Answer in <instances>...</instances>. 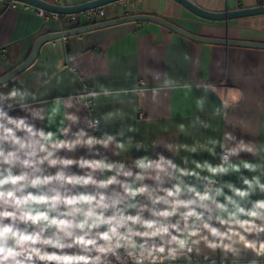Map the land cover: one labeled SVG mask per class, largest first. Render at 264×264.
Returning <instances> with one entry per match:
<instances>
[{
    "label": "crops",
    "instance_id": "1",
    "mask_svg": "<svg viewBox=\"0 0 264 264\" xmlns=\"http://www.w3.org/2000/svg\"><path fill=\"white\" fill-rule=\"evenodd\" d=\"M85 1L88 0H64V4ZM193 1L212 11L259 4V0ZM9 5L8 0H0V77L25 61L39 36L76 25H69L63 17L44 18L22 3ZM105 7L107 19L154 14L198 35L264 42V14L260 13L212 20L194 14L176 0H127V5L115 1ZM86 24L83 19L80 25ZM203 84H211L212 88L205 91L198 87ZM12 87L26 89L36 98L29 96L22 102L29 105L27 111L21 110L19 104L0 101V107L8 109L11 116L42 111L45 119L31 122L54 133L68 128L63 139H73L80 130L97 139L114 137L108 148L95 145L90 151L78 146L71 153L61 150V156L107 157L128 164L140 156L156 158L157 153H162L177 164L183 157L216 164L222 154L218 145L215 156L207 151L189 153L183 148L176 153L164 145L170 144L174 150L177 145L198 146L210 139H222L225 133L235 137L225 140L226 147H234L242 139L254 148H264V48L198 41L154 21L122 22L71 35L63 41L46 42L31 66L0 84L2 91ZM89 90L95 92L91 111L84 104V96L77 98ZM198 99L203 101L200 107ZM224 101L228 102L227 108L223 107ZM57 107L59 111L54 113ZM66 114L78 120L73 123L65 118ZM93 119L99 120L96 132L91 127ZM118 141L126 144L127 151L114 155ZM231 161L260 162L246 151L231 157ZM187 166L194 167L190 162ZM70 171L81 172L75 166ZM96 175L100 178L99 172ZM240 175L251 178L259 173L241 168L240 174L231 173L220 179L243 187ZM186 180L198 184L192 177ZM261 180L264 182V177ZM257 199H264V193L257 190L251 200ZM253 238L256 237L249 236ZM200 248V255L223 264H264V256L250 249L233 256L203 245Z\"/></svg>",
    "mask_w": 264,
    "mask_h": 264
},
{
    "label": "clouds",
    "instance_id": "2",
    "mask_svg": "<svg viewBox=\"0 0 264 264\" xmlns=\"http://www.w3.org/2000/svg\"><path fill=\"white\" fill-rule=\"evenodd\" d=\"M198 87L207 91L212 85ZM29 96L36 98L22 88L0 90V101L19 104L21 110L29 109L22 103ZM202 103L197 100L198 107ZM65 118L78 120L67 114ZM35 119L43 121L45 115L30 111L14 117L0 107V264H164L181 258L192 264L191 254L199 255L201 245L233 256L243 249L264 256V239H259L264 233V199L251 200L257 190L264 193V148L242 139L226 147L225 140L235 137L225 133L198 146L177 145L174 150L164 145L176 153L183 148L213 156L218 145L222 154L216 164L188 157L177 164L162 153L128 164L107 157L73 158L61 156V150L108 148L114 137L97 139L80 130L73 139H63L68 128L58 129L59 134L46 131L31 122ZM115 148L114 155L127 151L124 142ZM242 151L260 162H232ZM189 162L194 167L189 168ZM73 166L81 172H71ZM241 168L259 175H240L243 187L220 179L240 174Z\"/></svg>",
    "mask_w": 264,
    "mask_h": 264
},
{
    "label": "water",
    "instance_id": "3",
    "mask_svg": "<svg viewBox=\"0 0 264 264\" xmlns=\"http://www.w3.org/2000/svg\"><path fill=\"white\" fill-rule=\"evenodd\" d=\"M24 3H28L29 5L40 7L46 11L60 13V14H67V13H79L86 11L91 8L105 6L115 1L119 0H88L84 3H77V4H64V5H57L48 0H16ZM180 4H182L185 8L189 9L194 14L212 20H229L231 18H239L245 17L255 14H264V5H257L254 7L248 8H237L234 10H223V11H212L202 8L193 0H176ZM128 21H154L163 26L170 28L171 30L180 33L190 39L203 41V42H211V43H218V44H227V45H240V46H249V47H258L264 48V42H257V41H248V40H234L230 38H215V37H208L202 36L195 33L188 31L187 29L178 26V24L168 20L165 17L157 16L154 14H145V13H138V14H128L126 16H121L118 18H111L105 19L93 23H89L86 25H80L72 28H68L66 30H58L53 32L44 33L43 35L39 36L29 54V56L23 61L21 64L10 70L9 72L5 73L3 76L0 77V84H3L20 72L27 69L38 57L39 51L43 44L45 45L46 42L60 39L64 40L65 37L71 35L81 34L87 31H91L93 29L107 27L110 25H114L117 23L128 22Z\"/></svg>",
    "mask_w": 264,
    "mask_h": 264
},
{
    "label": "built area",
    "instance_id": "4",
    "mask_svg": "<svg viewBox=\"0 0 264 264\" xmlns=\"http://www.w3.org/2000/svg\"><path fill=\"white\" fill-rule=\"evenodd\" d=\"M8 1L10 4L9 6H13V7H15L18 3H22V4H24V6L27 9H30V8L34 9L39 15L43 16L44 18H50V17L61 18V17H63L65 19L66 23H68L69 25L76 24L72 27H75V26L82 24L83 19H85L86 23H88V24L107 19L105 16L106 15V7L105 6H99V7L91 8V9H88L86 11L79 12V13L60 14V13L46 11L40 7H35L32 5H29L28 3H24V2H20V1H16V0H8ZM50 2L57 4V5H64V0H52ZM119 2H122L124 5H127V0H119ZM258 5H264V0H259ZM94 94H95V92L93 90L84 91L82 94H78L77 98L84 96L85 97L84 104L91 111V110H93V105H92L93 99H92V97ZM139 116L140 117L143 116L142 111H140ZM98 125H99V120L93 119V121L91 123V127L95 132L97 131ZM261 239H263V238H261ZM191 260H192V264H223V262L221 260L216 262V261L210 260V259H208V258H206L200 254L197 255L195 252L191 254ZM128 264H132V262L129 261ZM164 264H188V261L181 258L177 261H165Z\"/></svg>",
    "mask_w": 264,
    "mask_h": 264
},
{
    "label": "trees",
    "instance_id": "5",
    "mask_svg": "<svg viewBox=\"0 0 264 264\" xmlns=\"http://www.w3.org/2000/svg\"><path fill=\"white\" fill-rule=\"evenodd\" d=\"M78 26H80V25H78ZM76 27V26H75Z\"/></svg>",
    "mask_w": 264,
    "mask_h": 264
}]
</instances>
